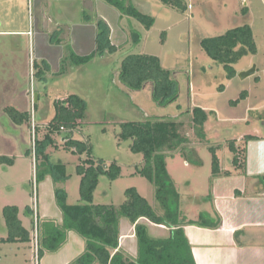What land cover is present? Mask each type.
Here are the masks:
<instances>
[{
    "label": "rangeland",
    "instance_id": "obj_1",
    "mask_svg": "<svg viewBox=\"0 0 264 264\" xmlns=\"http://www.w3.org/2000/svg\"><path fill=\"white\" fill-rule=\"evenodd\" d=\"M260 1L183 0L187 10L180 12L161 0H127L156 19L147 30L104 0H0V157L15 160L13 165L0 163V264H34L40 236L37 216L42 221L63 213L57 203V189L67 192L68 204L81 200V178L76 167L86 155L67 151L59 135L53 136L56 146H49L47 153L53 163L61 162L67 168L69 177L55 180L54 175H48L43 182H36L37 140H44L48 132L47 125L56 114L55 103L65 102L72 94L82 98L87 106L75 138L89 140L97 161H117L122 168L116 181L101 178L96 203L120 207L126 200L125 192L136 188L157 212L160 208L163 213L155 199V187L137 172L138 166L144 164L143 157L134 154L128 142H120L117 134L125 122L184 113L182 132L195 144L187 152L189 158L179 153L166 159L177 193L171 201L172 209L179 212L180 220L186 216L195 218L199 210L206 209L210 204L213 154L203 143L215 145L223 139L220 137L228 136L230 128L213 132L206 125L205 142H200L188 112L197 106L220 107L229 112L231 102L241 98L243 92L251 95L243 98V107L264 98V4ZM244 8L248 9L247 14L243 13ZM244 24L253 29L258 53L244 55L232 65L237 72L233 80L229 79L228 68L205 53L201 40ZM100 34L120 46L117 53L98 56L81 67L69 66L59 74L63 70L62 60L71 51L81 56L95 51ZM54 39L60 43H52ZM131 54L161 59L178 83V102L160 107L152 99L151 84L140 92L129 91L122 85L118 77L120 68ZM253 65L257 66L258 80L253 76L241 81L239 72ZM10 107L30 113V123L13 122L6 112ZM211 116L214 118L215 113ZM218 154L222 156L223 151ZM6 206L20 209V218L32 232L34 246L1 242L8 236L3 215ZM29 211H33V223L26 218ZM203 217L207 220L204 214Z\"/></svg>",
    "mask_w": 264,
    "mask_h": 264
},
{
    "label": "trees",
    "instance_id": "obj_2",
    "mask_svg": "<svg viewBox=\"0 0 264 264\" xmlns=\"http://www.w3.org/2000/svg\"><path fill=\"white\" fill-rule=\"evenodd\" d=\"M104 1L116 7L124 16L137 20L147 30L156 23L154 17L141 12L132 2ZM161 1L180 12L187 10L183 0ZM243 13L247 14L248 9L244 8ZM104 35H99L97 48L91 54L81 56L71 51L70 55L62 60L63 70L59 74L64 73L69 66L81 67L98 56L117 53L120 46L112 44L110 38ZM52 43H60V41L54 39ZM201 47L212 60L228 68L229 79L237 75L232 65L239 62L244 55L258 53L254 32L249 24L232 28L222 35L204 38L201 40ZM118 77L122 85L133 92H140L146 84H151L152 99L160 107L175 104L179 100L178 83L172 77L171 71L163 67L158 56L128 55L122 62ZM245 96L246 92H243L241 98L232 101L231 105H237ZM55 107L56 114L47 125L48 132L44 140H37L36 182H43L48 175H54L55 180L69 177L66 174L67 168L61 162L53 163L47 153L49 146H56L54 135L60 136L67 151L75 155H86V159L76 167V174L81 178L80 202L74 205L68 204L67 192L57 189L56 199L63 212V224L58 226L55 221L38 222V231L40 230L38 258H42L46 252L58 251L66 242L68 232L75 231L85 239L86 251L71 264H196L192 247L185 236L184 226L196 225L198 222L190 221L186 224L184 220H180L179 212L172 209L171 201L176 198L177 193L166 163L168 157L179 153L189 158L187 152H190L195 144L182 132L185 125L179 119L185 114L168 118L148 117L141 122H125L120 125L117 134L120 142H128L131 151L143 157L144 164L138 166L137 172L155 187V199L164 211L161 214L136 188H130L125 192L126 200L120 207L95 202L101 178L107 177L111 182L116 181L122 175V168L117 161L110 163L104 160L97 161L92 155L89 140L75 138L80 126L83 125L87 111L86 103L82 98L72 94L65 102L57 101ZM6 112L18 125L31 121L30 113L20 112L14 107L7 108ZM188 113L191 114V123L198 139L200 142L202 140L205 142V124L209 114L201 107H195ZM37 130L38 127H35L36 137ZM251 138L249 136L247 139ZM208 149L213 154V177H217L221 175L217 147L209 146ZM230 150L235 154L234 163L238 164L241 161V151L236 150L234 143L230 144ZM14 161V158L0 157V163L13 165ZM19 213L20 209L17 206H6L3 209L8 236L1 242H31V232L24 227ZM122 218H127L132 224H136L139 245L136 259L126 255L119 248ZM140 219L165 225L171 229L172 235L166 239L152 238L148 234L147 227L138 223ZM200 224L204 227L209 225L205 222ZM210 225L218 228L221 221Z\"/></svg>",
    "mask_w": 264,
    "mask_h": 264
},
{
    "label": "crops",
    "instance_id": "obj_3",
    "mask_svg": "<svg viewBox=\"0 0 264 264\" xmlns=\"http://www.w3.org/2000/svg\"><path fill=\"white\" fill-rule=\"evenodd\" d=\"M262 2L264 4V0L260 1ZM256 78L258 76H255V81L258 80ZM224 88L226 91L227 87ZM250 96L249 94L245 98ZM245 102L242 99L237 105H231L229 112L223 111L220 107L209 109L206 106H197L209 114L205 128L207 125L214 132L229 126L230 130L228 136L220 137L223 141L215 145L209 144L208 141L203 143L206 148L217 147L221 175L211 176L208 190L210 204H207L206 209L199 210L195 218L190 219L186 216L182 219L186 224L190 221L198 222L196 225L184 226L185 236L192 247L196 264H264V98L255 101V105L251 103L243 107ZM242 110L244 112H241ZM211 113H215L214 118H211ZM177 116L179 115H174ZM184 117L186 115L179 121L183 122ZM249 136L252 138L247 139ZM231 143L235 144L237 151H241V161L238 164L234 163L235 154L230 150ZM221 151L222 156L218 154ZM106 194L109 195L108 192ZM203 214L207 220L202 221ZM32 217L33 211H29L26 218L33 223ZM37 218L41 223L56 222V218L59 220L56 222L58 226L63 224L64 219L63 213L62 216L42 221L38 216ZM21 221L24 225L22 219ZM218 221H221L218 228L210 227V224ZM202 222L209 225L204 227L200 224ZM138 223L147 227L152 238L166 239L172 235L171 229L165 225L155 224L148 219H140ZM24 227L28 229L25 225ZM33 243L31 234L29 244H20L34 246ZM119 248L133 259L138 257L136 224H132L127 218L120 221ZM32 249L36 251L35 248ZM85 251V239L77 232L69 231L66 242L58 251L46 252L42 258H37L35 254L34 264H71Z\"/></svg>",
    "mask_w": 264,
    "mask_h": 264
},
{
    "label": "water",
    "instance_id": "obj_4",
    "mask_svg": "<svg viewBox=\"0 0 264 264\" xmlns=\"http://www.w3.org/2000/svg\"><path fill=\"white\" fill-rule=\"evenodd\" d=\"M256 74H257V66L253 65L252 68L239 73V78L240 80L244 81L250 77L255 76ZM36 102H37V95H36Z\"/></svg>",
    "mask_w": 264,
    "mask_h": 264
},
{
    "label": "built area",
    "instance_id": "obj_5",
    "mask_svg": "<svg viewBox=\"0 0 264 264\" xmlns=\"http://www.w3.org/2000/svg\"><path fill=\"white\" fill-rule=\"evenodd\" d=\"M37 244H38V242H37Z\"/></svg>",
    "mask_w": 264,
    "mask_h": 264
}]
</instances>
